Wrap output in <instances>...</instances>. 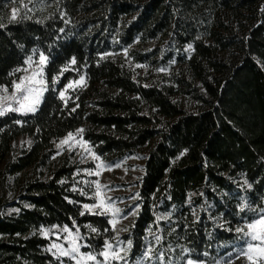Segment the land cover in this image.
Returning <instances> with one entry per match:
<instances>
[{
	"label": "trees",
	"instance_id": "16d2710c",
	"mask_svg": "<svg viewBox=\"0 0 264 264\" xmlns=\"http://www.w3.org/2000/svg\"><path fill=\"white\" fill-rule=\"evenodd\" d=\"M22 5L32 18L10 23L13 8L18 20L24 15ZM0 20L7 25L0 29V85H11L9 73L33 49L49 58V83L77 61L35 114L0 117V264H59L39 229L71 228L72 219L97 251L113 235L92 238L84 225L103 232L107 218L80 215L87 201L71 190L77 166L52 159L54 142L79 128L103 160L146 151L141 210L124 237L133 240L132 256L144 248L149 227L155 230V215L171 212L160 222L171 234L164 249L157 245L166 261L245 264L228 254L242 241L235 229L256 216L238 206L246 200L264 208V0H0ZM159 38L180 52L192 46L176 55L178 72L148 80L112 57ZM103 53L113 55L101 60ZM135 59L144 64L147 56ZM80 75L87 87L69 92L65 107L59 90ZM19 137L31 143L15 150Z\"/></svg>",
	"mask_w": 264,
	"mask_h": 264
},
{
	"label": "snow or ice",
	"instance_id": "6c2138e0",
	"mask_svg": "<svg viewBox=\"0 0 264 264\" xmlns=\"http://www.w3.org/2000/svg\"><path fill=\"white\" fill-rule=\"evenodd\" d=\"M37 2H41V0H37ZM56 3L59 4V0H56ZM22 7L26 11L23 16H20L19 20L17 17L20 10L17 8L11 10L10 23L22 22L24 19L32 18L27 14L29 11H32V9L28 8L27 5H22ZM57 11H60V9L57 8ZM60 15L61 18H63L65 13L61 11ZM37 22L42 23V21ZM67 22L68 21H65V23ZM6 27L7 25L0 20V29ZM60 31H63V29H60ZM20 47L23 48V45H20ZM191 48L192 46L189 45L188 50H191ZM123 52L127 57L128 48H125ZM111 55H113V53H103L100 55V59L103 60ZM34 57L38 58L34 59ZM174 62L175 61H173V63ZM48 63L49 58L43 52H40L38 49H33L32 55H28L24 60L25 66L17 67L9 73V76L13 77L11 85H0V117L8 113H18L22 116L35 114L39 110L40 105L44 102V93L49 90L55 91V85L59 84L64 73L70 70V65H75L77 61L75 57H73L69 65L62 68L56 76L51 77L50 83L45 74ZM135 67L147 68L146 65L141 64H137ZM72 70L78 71V69ZM156 71L164 72L166 69L159 68L156 69ZM85 87H87V79L85 75H80L78 80L69 81L59 90V99H61L65 107H67L69 100L72 99L71 96L67 95L68 90L71 89L76 91L77 89ZM76 99H79V97L77 96ZM78 107L79 105L77 104L76 107L71 108L70 111L75 112ZM16 123L21 124L22 122L17 120ZM84 133L85 129L79 128L75 132H68L66 137L59 140L58 143L54 142L59 151H57L52 158L55 159L56 156L63 154L65 150L71 153L79 148L81 149V151L77 153L80 156L79 163H87L89 160L95 162L94 168H78L74 173V177L81 175L100 177L104 171H112L114 168L123 166V162L113 164L104 161L100 155L93 151L90 142L84 139ZM29 143H31V141H29ZM181 155H183V153H181ZM130 158L133 157H128L126 159ZM179 158L180 157H177V159ZM124 171L127 173L128 170L125 168ZM65 182L64 180L60 181L61 184ZM76 183H82L86 185L88 189L92 190L89 192L85 191L83 188H77L75 184L72 186L71 190L73 192H79L81 196L88 197L93 201L91 204L86 203L82 205L84 211H81L80 215L83 216L85 213H88L94 216L105 217L109 225V227L103 229V232L90 223L84 225V227L88 229L89 233L94 234L92 238L101 237L105 233H112L113 235L105 238L99 251H97L92 244L86 243L89 236L87 234H82L80 226L75 219H72L71 228L68 225H53L51 228L41 227L39 229L40 235L46 239L49 238L50 233L56 235V240L52 241L47 251L52 253L59 264H65V260L62 258H67L68 261L74 262V264H129V254L133 248V240L128 239L125 241L120 238L121 232L129 231L128 227L122 226V221L128 220L130 217L134 218L138 216L141 205L138 203L126 205L127 210L119 207L118 202L124 203V199L121 197L114 198L109 195V192L119 189L110 184L101 183L100 179L80 180L76 181ZM244 184L248 189H251L252 185L247 180L244 181ZM128 199L138 201L141 200L142 197L137 192L128 197ZM69 203H74V201L69 200ZM238 207L241 212H244L246 209L255 211L256 216L250 220H246L242 227L235 229V231L240 234V239L243 240L244 243L243 246H237L234 249V253H229L228 255L232 260H243L245 264H264V208L253 209L246 200ZM13 211L18 212L19 209H14ZM171 215V212L155 215V230H153L152 227H149L147 230L148 236L152 237V240H149L148 236L145 237L144 251L136 260V264H164L165 251H158L156 246L158 245L161 249H164L163 242L166 239V235H170L171 232L165 233L164 229L160 227V222L169 221ZM118 225L121 226L118 227ZM132 226L134 227V224ZM54 229H58L59 234L53 232ZM171 231H175V229H171ZM61 238L63 239V243H57L56 241L61 240ZM82 248H88L90 251L82 252ZM167 250H171L170 245ZM183 251L190 253L191 250L183 248ZM204 255H207V253H204ZM186 264H204V262L188 258ZM226 264H228V262H226Z\"/></svg>",
	"mask_w": 264,
	"mask_h": 264
},
{
	"label": "rangeland",
	"instance_id": "374dc122",
	"mask_svg": "<svg viewBox=\"0 0 264 264\" xmlns=\"http://www.w3.org/2000/svg\"><path fill=\"white\" fill-rule=\"evenodd\" d=\"M172 49H173V41H171L170 38H164V39L159 38L158 40L146 42V43L138 42L132 48L128 49V54H129V51H131V52H133L134 55H136V57L135 56L130 57L129 55L126 57L124 55L123 51L120 52L119 54L115 55V56H112V57L115 61L125 62L126 64H128L132 69H134L136 76L146 77V78H148V80L149 79H160L163 75L167 76V75L171 74L172 72H175V71L178 72L179 71L180 61H178V59H176V55L178 53H181V56H183L185 54V52L188 50V48H186L184 51L180 52L178 49H176V50H172ZM30 55H32V54H30ZM145 55L147 56V59H146V62L144 64L138 63L137 59H135L138 56H145ZM37 58L38 57H34V59H37ZM173 61H175V62L173 63ZM137 64L146 65L147 68L135 67V65H137ZM159 68H164V69H166V71H164V72L156 71V69H159ZM10 90H11V88H10ZM72 91L73 90L69 89L67 95H69V92H72ZM175 100H180L182 105L186 106L185 108H187V106L188 107L190 106L188 103H186L185 101H183L181 99L175 98ZM65 137H63V138H65ZM63 138H61V139H63ZM29 141L30 140L26 137H19L18 139H16L12 143V145H13V148L15 150H20V149L26 148L30 144ZM58 142H59V140L56 141V143H58ZM53 150L55 151V154L57 151H59L56 148L55 143L53 144ZM80 151H81V149H79V148H77L76 151L71 152V153H69L67 150H65L63 152V154L56 156L55 159H53V158L52 159L56 161L59 158H66L67 157L69 159V162H71L74 166H77V169L78 168H80V169L94 168L95 162H92L91 160H89V162H87V163H83V164L79 163L80 156L77 153ZM145 155H146V151H142V152H138L134 155L125 156L121 160H114V161L104 160L108 163H113V164L117 163V162H123V166L120 168H114L112 171H104L100 177H95V176L88 177V176H84V175L76 176V181L100 179L101 183L110 184L111 186L118 188L119 190L109 192V195L114 197V198L115 197L123 198L124 203L118 202V206L121 208H125V210H127L126 205L138 203L137 201L129 200L128 197L132 196L134 193H137L139 182H140V179L143 175V167L145 164ZM128 157H133V158L126 159ZM125 168L128 170L127 173H125V171H124ZM76 187L77 188H83L85 191H89V192L92 191V190L88 189L86 185H84L82 183H76ZM83 197L86 199L87 204L93 203V201L91 199H89L88 197H85V196H83ZM135 218L136 217H134V218L130 217L128 220H123L122 226L128 227L130 229ZM119 226H121V225H118V227ZM49 228H51V227H49ZM53 232L59 234L58 229H54ZM39 234H40V232H39ZM128 234H129V231L128 232H121L120 238L127 241L124 237L127 236ZM40 236H42V235H40ZM148 239L152 240V237L148 236ZM46 240L49 241V244L47 246V248H48L49 245L52 243V241L56 240V235H54L53 233H50L49 238H47ZM56 242L57 243H63V239L61 238V240H58ZM243 243L244 242L242 240L241 244H239L237 246H243ZM47 248L45 251L52 255V253L47 251ZM157 250H158V247H157ZM81 251L87 252V251H90V249L82 248ZM143 251H144V248L136 256H132L130 253L129 254V264H136V260L141 256ZM185 255H183V257ZM62 259L67 260V258H62ZM187 259L188 258H182V257L179 259L171 258V260H169V261H166L164 259V264H186ZM222 261H223V258H221L217 264H222ZM69 264H74V262L69 261ZM204 264H206V263H204Z\"/></svg>",
	"mask_w": 264,
	"mask_h": 264
}]
</instances>
